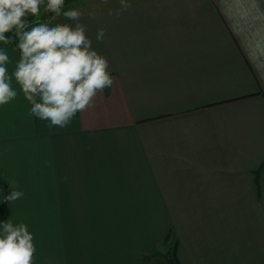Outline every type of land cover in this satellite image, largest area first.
Instances as JSON below:
<instances>
[{"label": "crops", "instance_id": "0c3cea01", "mask_svg": "<svg viewBox=\"0 0 264 264\" xmlns=\"http://www.w3.org/2000/svg\"><path fill=\"white\" fill-rule=\"evenodd\" d=\"M125 2L62 11L113 78L63 128L29 115L18 38L0 42L18 93L0 105V219L48 222V264H158L168 233L181 264H264V0Z\"/></svg>", "mask_w": 264, "mask_h": 264}, {"label": "clouds", "instance_id": "9594fccd", "mask_svg": "<svg viewBox=\"0 0 264 264\" xmlns=\"http://www.w3.org/2000/svg\"><path fill=\"white\" fill-rule=\"evenodd\" d=\"M41 5L45 12L55 14L53 19L63 14L76 23L31 26L26 17L39 16ZM63 5L64 0H46V4L45 0H0V42H11L12 37L5 36L9 32L18 38L16 47L21 55L13 75L31 105L29 115L61 128L68 126L78 112L93 107L98 93L113 84L108 59L92 48L86 36L87 25L79 22L83 12L71 9L62 13ZM129 6L121 0L122 8ZM105 31L98 29V42ZM8 61V54L0 49V105L18 95L5 67ZM23 195L11 184V192L4 200L10 203ZM0 228V264H33L36 248L27 225H14L9 219L0 223Z\"/></svg>", "mask_w": 264, "mask_h": 264}, {"label": "rangeland", "instance_id": "374dc122", "mask_svg": "<svg viewBox=\"0 0 264 264\" xmlns=\"http://www.w3.org/2000/svg\"><path fill=\"white\" fill-rule=\"evenodd\" d=\"M75 1H87V0H67L62 7V11H64L67 6L74 3ZM109 1L112 2L113 0H109ZM45 4H46V0H45ZM44 13H45V15H44ZM50 13L51 12H45L44 5H41V10H40L39 16L33 17L31 14H28L26 19L28 20V22L31 26H35L38 23H45L43 21V19H44V17H46ZM12 34H14V33H12V32L5 33V36L6 37L11 36ZM12 37L16 38L14 36H12ZM9 219H11L12 223L14 225H16V221H17L16 214H11ZM9 219H0V223H3ZM21 223L26 224L29 232L33 234V238H34L33 243H34L35 248H36V252H35L34 257H33V264H48L50 261L49 226L47 227V229H45V226L41 227L42 225H44V223H48V222L40 221V220L34 218L33 215L21 214ZM0 231H2V228H0ZM165 247L166 246L163 243H159L153 249L152 256L153 257L154 256H159V257L161 256V258H162V253H164L165 249H166Z\"/></svg>", "mask_w": 264, "mask_h": 264}, {"label": "trees", "instance_id": "16d2710c", "mask_svg": "<svg viewBox=\"0 0 264 264\" xmlns=\"http://www.w3.org/2000/svg\"><path fill=\"white\" fill-rule=\"evenodd\" d=\"M161 243H163L166 246L165 247L166 249H165V252L162 253V258H161V256L160 257L154 256L156 262L158 264H181L179 259H178V256H177V238H176V236L172 233H168L161 240Z\"/></svg>", "mask_w": 264, "mask_h": 264}, {"label": "water", "instance_id": "95a60500", "mask_svg": "<svg viewBox=\"0 0 264 264\" xmlns=\"http://www.w3.org/2000/svg\"><path fill=\"white\" fill-rule=\"evenodd\" d=\"M67 1V0H64V2ZM51 14V13H50Z\"/></svg>", "mask_w": 264, "mask_h": 264}]
</instances>
